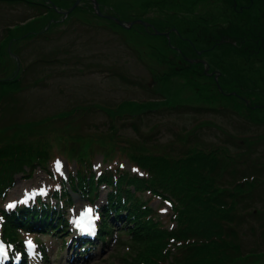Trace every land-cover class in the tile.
Returning <instances> with one entry per match:
<instances>
[{"label":"rangeland","instance_id":"obj_1","mask_svg":"<svg viewBox=\"0 0 264 264\" xmlns=\"http://www.w3.org/2000/svg\"><path fill=\"white\" fill-rule=\"evenodd\" d=\"M76 1L0 0V147L35 140L50 149L52 159L47 171L37 167L32 178L17 175L1 206L55 187L48 173L67 179L77 170L73 158L80 155L93 160L94 173L122 171L144 179V170L131 162L132 156L174 162L191 154L193 161L186 166L201 169L210 184L215 179L228 187L249 179L253 190L249 212L256 213L242 217L245 224L236 228L237 243L243 248L234 264H264V112L254 113L246 106L245 110L238 83L221 86L226 77L215 74L202 51L200 60H194L189 41H180L176 31L165 32L173 24L181 33L199 29L202 38L207 36L205 42L218 38L216 43L225 45L226 59L233 60L236 54L231 51L240 53L238 43L221 35L230 30L232 21H239L232 17L227 1L169 0L170 7L158 6L164 0L98 1L104 17L91 0L70 11ZM209 14L216 15V21H207ZM149 21L155 25L148 31ZM259 67L252 69L262 72ZM232 70L234 74L227 76L237 74ZM254 77L244 78L252 106L264 104L260 95L264 76ZM110 192L103 185L94 204L104 206ZM72 199L73 206L66 207L68 217L81 215L93 202L79 194ZM175 203L162 196L151 199L150 206L167 232L177 228ZM119 229L113 230L106 245L97 242L76 250L62 249L54 235L34 237L19 231L17 237L35 242L36 247L43 245L29 254L28 264H188L190 260L188 251H177L174 240L141 244L118 238ZM43 253L49 261H43Z\"/></svg>","mask_w":264,"mask_h":264},{"label":"trees","instance_id":"obj_2","mask_svg":"<svg viewBox=\"0 0 264 264\" xmlns=\"http://www.w3.org/2000/svg\"><path fill=\"white\" fill-rule=\"evenodd\" d=\"M97 1L101 3L104 0ZM168 1L164 0L166 4ZM232 17L238 20L236 16ZM216 19V15L207 16V21ZM231 23L230 30L222 29L225 32L221 38H228L230 41L227 42L236 41L241 50L239 42L244 38L247 40L252 33L241 29L240 22ZM177 34L182 37L180 41H189L193 45L189 49L193 53L188 54L189 56L201 57L199 54L202 51V55H205L208 62L215 67V74L219 73L220 76L226 77L224 80L221 79V86L238 83V87H241L239 50H232L236 58L229 60L224 55L225 45L216 43L219 39L212 33H208L213 36L209 42H205L207 36L203 38L200 36L199 29L184 33L177 31ZM193 39L197 43L194 44ZM179 44L183 45L182 42ZM248 50H251L250 45ZM232 67L236 69L237 74L227 76L233 71ZM1 85L3 83L0 79ZM32 141H23L20 144L11 142V145L0 147V205L7 200L8 192L14 186L17 175L32 178L37 167L48 170L52 160L50 149L43 146V143ZM190 155L178 158L180 160L174 162L156 156H132L131 162L144 170V179L122 171L115 175L111 172L94 173L92 159L85 155L73 158L77 170L70 172L67 179L60 174L48 173L56 186L51 188L46 196L38 195L8 210L0 206L3 238L14 244L16 229H25L56 235L64 241L63 237L68 233L69 225L67 220L63 219V209L65 210L67 204H72V195L79 194L83 199L94 202L99 198L100 188L106 185L111 188V192L107 194V201L102 206L105 219L98 233L99 239H109L112 225L119 223L122 232L117 235L122 233L133 242L160 244L170 239L174 240L178 245L177 251L189 252L188 264H234L239 257L240 249L243 248L242 244L237 243L239 230L236 228L241 229L245 224L242 217L249 214L254 216L256 213L249 212L251 207L249 201L253 199L249 179L243 178V181H236V184L228 187L217 184L213 179L212 185L203 176L201 169H194L193 166L189 169L186 166V162L193 161ZM210 162L217 164L216 160ZM256 168L259 169L257 165ZM146 195L148 198L144 199ZM158 196L173 198L174 202L178 203L179 207L177 208L175 203L174 209L177 228L172 232L164 229L162 222L156 218L157 212L150 206L151 199ZM14 247L22 245L20 243Z\"/></svg>","mask_w":264,"mask_h":264},{"label":"flooded vegetation","instance_id":"obj_3","mask_svg":"<svg viewBox=\"0 0 264 264\" xmlns=\"http://www.w3.org/2000/svg\"><path fill=\"white\" fill-rule=\"evenodd\" d=\"M226 4L228 9L232 12L233 16L238 18L239 24L241 25V29H245L252 35L246 40L239 42L240 44V62H239V76H241V93L238 94V98L241 103L247 107V109H255L256 112H264V104H256L252 106L250 104L252 94L246 92L245 79L248 76H252L254 79L255 75L264 76V0H226ZM163 4H159L158 6L170 7V4H166V2L162 1ZM162 9V8H161ZM155 23L151 21L147 22L145 27L149 31V28L154 27ZM171 28L166 30L165 32H177V25H170ZM161 30L165 29L162 24H159ZM170 34V33H169ZM170 39V36H169ZM252 40V41H251ZM249 45L251 46V50L249 51ZM175 49V47H174ZM202 54V53H201ZM194 60H200L198 58L193 57ZM192 59V60H193ZM259 65V70L262 72H258L257 69H252V66ZM212 72V76H215ZM245 78V79H244ZM264 97V88L261 86V92ZM261 101V100H260ZM246 110V109H245ZM252 114L250 113L246 118H251ZM263 117V116H262ZM264 118V117H263ZM259 119H262L259 117Z\"/></svg>","mask_w":264,"mask_h":264},{"label":"water","instance_id":"obj_4","mask_svg":"<svg viewBox=\"0 0 264 264\" xmlns=\"http://www.w3.org/2000/svg\"><path fill=\"white\" fill-rule=\"evenodd\" d=\"M82 0H77L76 2H75V4L73 5V7L70 9V11H72L73 9H75L78 5H79V3L81 2ZM93 2H94V6H95V9L97 10V14L99 15V16H101V17H103V14H101V12H100V9H99V5H98V2H96L95 0H92ZM69 11V12H70ZM69 12H67L66 14H68ZM109 19H114V20H116L115 18H113V17H108ZM121 26H124V24L122 23V22H120L119 23ZM168 36V35H167Z\"/></svg>","mask_w":264,"mask_h":264},{"label":"snow or ice","instance_id":"obj_5","mask_svg":"<svg viewBox=\"0 0 264 264\" xmlns=\"http://www.w3.org/2000/svg\"><path fill=\"white\" fill-rule=\"evenodd\" d=\"M30 243V242H29ZM0 252H2V248H0Z\"/></svg>","mask_w":264,"mask_h":264}]
</instances>
